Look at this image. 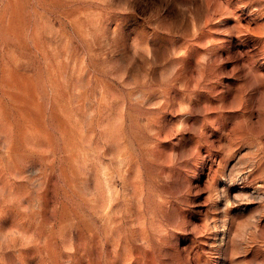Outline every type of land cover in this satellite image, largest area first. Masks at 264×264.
<instances>
[{
    "label": "rangeland",
    "instance_id": "rangeland-1",
    "mask_svg": "<svg viewBox=\"0 0 264 264\" xmlns=\"http://www.w3.org/2000/svg\"><path fill=\"white\" fill-rule=\"evenodd\" d=\"M0 264H264V0H0Z\"/></svg>",
    "mask_w": 264,
    "mask_h": 264
}]
</instances>
